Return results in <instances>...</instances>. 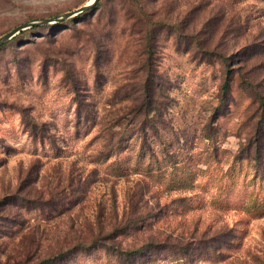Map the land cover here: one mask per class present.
<instances>
[{"label":"rangeland","instance_id":"rangeland-1","mask_svg":"<svg viewBox=\"0 0 264 264\" xmlns=\"http://www.w3.org/2000/svg\"><path fill=\"white\" fill-rule=\"evenodd\" d=\"M88 1L0 0V37ZM22 31L0 45V264H264V0H99Z\"/></svg>","mask_w":264,"mask_h":264},{"label":"trees","instance_id":"trees-1","mask_svg":"<svg viewBox=\"0 0 264 264\" xmlns=\"http://www.w3.org/2000/svg\"><path fill=\"white\" fill-rule=\"evenodd\" d=\"M99 2V1H98ZM98 4V3H97ZM97 4L95 6H97ZM94 6V7H95ZM144 18L147 19L148 22H150V18H149V14H147L146 12H144ZM155 25H162L164 24V21L162 20H155L153 21ZM33 27H36L33 26ZM25 29H23L22 32H24ZM21 32V33H22ZM153 37H154V32L153 29H148L147 32H145V35L143 36V40L145 41L144 43V50H145V64H146V79L145 82L143 84V92L145 93L144 95L149 98V99H145L147 102L146 104L144 103V105L142 106H137V104L133 107L132 112L135 114V116H142L143 119L145 120H149L150 118H152V115L156 112L157 108L155 106V103L153 101L152 96V92L150 91V87H151V81L153 80V68H152V62H153ZM231 70L228 69L227 70V74H230ZM224 91H227L229 89V79H226L223 83L222 86ZM24 118L27 120L29 117H27L26 115H24ZM143 119H142V124H141V128L144 130V134L146 133L145 130V124L143 123ZM29 124L31 125V130L32 133L36 136L37 135H41L39 132V127H37V125L35 123H33L32 121H29ZM257 147V151H259V143H257V145H255ZM144 156V154H140L139 157ZM255 159H258L260 161V156L256 155ZM103 237H97L94 238L92 241L87 242V243H77L75 244L72 249L73 250H82V249H86V250H90V249H95L98 247H103L105 249H110V245H108L107 243H103V241L101 240ZM113 245H115V243H113ZM158 247L156 245L147 243L141 247H139V249L136 250H132V251H126L128 252V254L132 253L133 254H142V253H147L148 257L150 256L151 258V254L152 252H154L155 250H157ZM70 251V250H69ZM69 251H63L60 252L56 255H53L51 257H49L48 259H44L42 261H39L36 264H49L51 262H53L54 260H56L57 258L60 257H65L67 255V253ZM123 252V251H121ZM122 254V253H121ZM127 263V262H125ZM130 264V263H129Z\"/></svg>","mask_w":264,"mask_h":264},{"label":"water","instance_id":"water-1","mask_svg":"<svg viewBox=\"0 0 264 264\" xmlns=\"http://www.w3.org/2000/svg\"><path fill=\"white\" fill-rule=\"evenodd\" d=\"M98 1L99 0H90L87 3L83 4L82 6L78 7L77 9L65 12V13H63L62 15H59V16L42 18V19H39V20H36V21L25 22V23L15 27L11 31L7 32L6 34L2 35L0 37V45L3 44L5 41H7V40L11 39L12 37H14L21 30H23V29H25V28H27L29 26H32L34 24L50 23V22H53V21L61 20L63 18H67V17L69 18V17L75 16V15H77V14H79V13H81V12L91 8V7H94L98 3Z\"/></svg>","mask_w":264,"mask_h":264}]
</instances>
